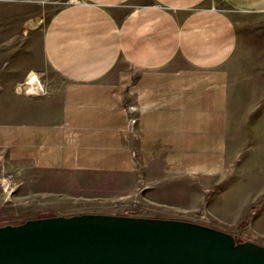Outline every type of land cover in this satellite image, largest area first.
I'll return each mask as SVG.
<instances>
[{
	"label": "crops",
	"instance_id": "crops-1",
	"mask_svg": "<svg viewBox=\"0 0 264 264\" xmlns=\"http://www.w3.org/2000/svg\"><path fill=\"white\" fill-rule=\"evenodd\" d=\"M61 5L40 37L60 85L20 90L37 65L0 64V165L264 245V0Z\"/></svg>",
	"mask_w": 264,
	"mask_h": 264
},
{
	"label": "water",
	"instance_id": "water-1",
	"mask_svg": "<svg viewBox=\"0 0 264 264\" xmlns=\"http://www.w3.org/2000/svg\"><path fill=\"white\" fill-rule=\"evenodd\" d=\"M0 264H264V245L183 219L48 215L0 226Z\"/></svg>",
	"mask_w": 264,
	"mask_h": 264
},
{
	"label": "rangeland",
	"instance_id": "rangeland-1",
	"mask_svg": "<svg viewBox=\"0 0 264 264\" xmlns=\"http://www.w3.org/2000/svg\"><path fill=\"white\" fill-rule=\"evenodd\" d=\"M64 1L56 0L50 2L51 5H0V64H5L7 60L18 64L30 61L39 68L40 73L36 74L43 87L60 85L61 79L48 69L41 54L40 37L46 21ZM19 166L18 163L0 165V226L16 225L29 218L48 215L68 216L80 213L137 215L140 212L141 215L137 216H146L143 212L148 211L139 210V206L143 204L133 201L114 206L117 199L106 202L103 198L104 193L99 194L98 191L93 193L84 187L39 184L35 171L24 170ZM192 221L204 224L199 216ZM223 230L234 234L239 241L250 240L249 235L243 230Z\"/></svg>",
	"mask_w": 264,
	"mask_h": 264
},
{
	"label": "built area",
	"instance_id": "built-area-1",
	"mask_svg": "<svg viewBox=\"0 0 264 264\" xmlns=\"http://www.w3.org/2000/svg\"><path fill=\"white\" fill-rule=\"evenodd\" d=\"M27 77H26V79H27ZM26 79H25V81L23 83V85H25V86L22 85V87H21L22 90L24 89L26 91H31V92H34V93L41 92V91L44 90V87L38 81L35 82L34 87L32 89H30L28 87V85H30V83H29L30 81H27ZM129 110H132L131 107H129ZM127 124H128V129L129 130L135 129L134 126L137 124V116L136 115H130L128 117Z\"/></svg>",
	"mask_w": 264,
	"mask_h": 264
},
{
	"label": "bare ground",
	"instance_id": "bare-ground-1",
	"mask_svg": "<svg viewBox=\"0 0 264 264\" xmlns=\"http://www.w3.org/2000/svg\"><path fill=\"white\" fill-rule=\"evenodd\" d=\"M27 81H30V85H28V87L30 89H32L34 87L35 82H39V77L37 76V74L34 71H31L26 79Z\"/></svg>",
	"mask_w": 264,
	"mask_h": 264
}]
</instances>
